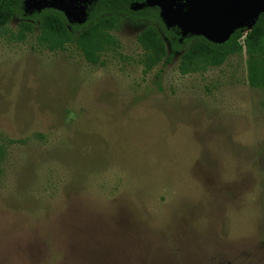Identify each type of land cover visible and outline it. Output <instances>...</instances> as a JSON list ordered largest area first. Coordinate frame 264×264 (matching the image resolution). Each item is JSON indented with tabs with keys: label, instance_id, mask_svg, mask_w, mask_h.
<instances>
[{
	"label": "rangeland",
	"instance_id": "1",
	"mask_svg": "<svg viewBox=\"0 0 264 264\" xmlns=\"http://www.w3.org/2000/svg\"><path fill=\"white\" fill-rule=\"evenodd\" d=\"M96 1L26 0L25 12L83 23ZM143 7L184 37L208 34L183 3ZM142 28L116 33L105 66L16 40L17 21L0 31V137L14 141L0 264H264L263 96L246 54L204 73L181 74L178 57L147 71ZM210 32L221 43L229 27Z\"/></svg>",
	"mask_w": 264,
	"mask_h": 264
},
{
	"label": "trees",
	"instance_id": "2",
	"mask_svg": "<svg viewBox=\"0 0 264 264\" xmlns=\"http://www.w3.org/2000/svg\"><path fill=\"white\" fill-rule=\"evenodd\" d=\"M146 1L97 0L83 23H71L58 9L45 8L27 14L26 0H0V31L17 21L16 40L22 42L35 34L38 47L64 52L73 46L86 62L105 66V58L121 48L116 33L126 25H140L143 28L137 41L143 50L142 63L146 70L160 65L167 67L178 57V68L183 75L204 73L221 67L230 57L246 54L248 83L261 91L264 108V13L247 33L237 29L226 41L216 43L202 35L184 37L178 27H167L158 7L134 9ZM13 143L0 137V178Z\"/></svg>",
	"mask_w": 264,
	"mask_h": 264
},
{
	"label": "water",
	"instance_id": "3",
	"mask_svg": "<svg viewBox=\"0 0 264 264\" xmlns=\"http://www.w3.org/2000/svg\"><path fill=\"white\" fill-rule=\"evenodd\" d=\"M171 3H183L186 6L184 20L196 23L203 31L208 32L202 35L215 42L214 35L210 32L211 28L221 24H227L229 27V36L241 25L252 26L258 19L259 5L253 6L247 0H165ZM264 13V12H262ZM251 26V27H252ZM239 27V28H238ZM251 29V28H250ZM226 39V40H227ZM225 40V41H226ZM224 42V41H223ZM222 43V42H221Z\"/></svg>",
	"mask_w": 264,
	"mask_h": 264
}]
</instances>
